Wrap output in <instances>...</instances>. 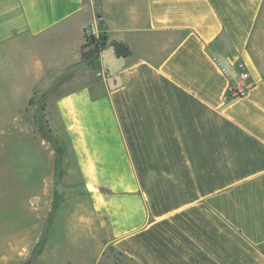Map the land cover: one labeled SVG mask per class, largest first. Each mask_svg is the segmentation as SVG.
Here are the masks:
<instances>
[{"label":"crops","instance_id":"0c3cea01","mask_svg":"<svg viewBox=\"0 0 264 264\" xmlns=\"http://www.w3.org/2000/svg\"><path fill=\"white\" fill-rule=\"evenodd\" d=\"M263 12L264 0H0V123L56 90L84 190L134 264H264ZM90 34L96 66L81 59ZM240 69L251 84L228 100Z\"/></svg>","mask_w":264,"mask_h":264},{"label":"rangeland","instance_id":"374dc122","mask_svg":"<svg viewBox=\"0 0 264 264\" xmlns=\"http://www.w3.org/2000/svg\"><path fill=\"white\" fill-rule=\"evenodd\" d=\"M255 36L264 50V12ZM55 92L0 123V264H134L112 247L106 216L93 210Z\"/></svg>","mask_w":264,"mask_h":264},{"label":"trees","instance_id":"16d2710c","mask_svg":"<svg viewBox=\"0 0 264 264\" xmlns=\"http://www.w3.org/2000/svg\"><path fill=\"white\" fill-rule=\"evenodd\" d=\"M109 44L117 57H126L130 54L129 46L122 41L111 40ZM100 50V40L92 34L86 35L81 45V59L87 60L91 66H96Z\"/></svg>","mask_w":264,"mask_h":264},{"label":"built area","instance_id":"2783aa9c","mask_svg":"<svg viewBox=\"0 0 264 264\" xmlns=\"http://www.w3.org/2000/svg\"><path fill=\"white\" fill-rule=\"evenodd\" d=\"M228 92L226 98L228 100L246 94L251 84L250 74L246 69H240L235 73L229 74Z\"/></svg>","mask_w":264,"mask_h":264}]
</instances>
